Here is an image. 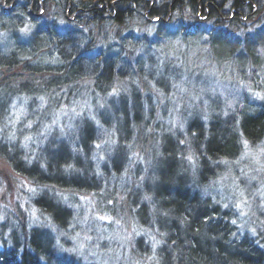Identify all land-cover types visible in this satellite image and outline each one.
Wrapping results in <instances>:
<instances>
[{
  "label": "rangeland",
  "instance_id": "374dc122",
  "mask_svg": "<svg viewBox=\"0 0 264 264\" xmlns=\"http://www.w3.org/2000/svg\"><path fill=\"white\" fill-rule=\"evenodd\" d=\"M3 9L10 14L17 11L14 4L6 2ZM46 16L42 20H56V26L63 30L70 26V19H75L54 6H48ZM19 19L20 26L11 28L12 23L0 15V28H4L0 33L9 34L0 37V52L9 60L3 64L7 69L16 64L12 73L19 77L12 86H0V154L22 166L38 165L40 169L42 158L53 152L60 162L72 155L74 163L63 169L64 175L79 174L80 159L84 172L87 168L96 175L101 187L99 192H87L39 185L15 175L0 155V250L13 230L20 232L24 219L30 231H51L62 254L79 264H137L131 253L134 243H141L144 255L146 251L150 254L149 260L138 264H159L161 247L167 251L162 240L167 235L159 228V221L172 224L170 215L155 200L170 189L165 177L173 172V145L177 143L179 174H187L189 182L196 185L201 204L208 201L225 213L224 225L228 224L230 231L226 241L239 246L247 236L264 251V137L253 144L240 131L244 116L264 105V45H258L250 56L238 40L264 30V13L248 22L246 29L239 27L238 32L225 25L228 44L216 36L213 42H207L208 37L194 43L167 39L159 47L153 44L146 55L140 43L138 52L133 51L137 59L129 57L128 62L130 68H145L143 74L128 73L123 80L95 92L93 82L80 80L61 90L42 88L47 79L51 87L64 81L59 73V68L63 70L59 47L46 44L36 52L30 41L36 27L25 17ZM91 31L98 37L105 28L94 26ZM119 32L124 38L133 32L134 40L148 37L155 41L154 24L146 25L139 18L122 30L109 28L112 38ZM12 34L26 42L30 57L9 56L7 52L17 49L13 47L18 44L17 35L10 38ZM50 51L54 58L47 54ZM122 71L129 72L126 68ZM84 73L85 78L94 76L90 67ZM73 77L72 72L67 80ZM24 81L29 83L26 87ZM134 121L143 127L142 143L137 140L139 131L133 128ZM201 126L208 133L215 127L209 140L229 129L237 144L236 155L211 163L213 173L202 185L198 184L201 159L194 148L208 156L202 154L204 147H199L193 139L195 134H191ZM84 139L86 146L81 143ZM120 149L123 157L119 160ZM115 158L121 162L116 171V166L112 167ZM104 167L109 171L107 177L102 173ZM45 195L71 211L66 226L55 227L50 211L41 206ZM161 197L170 203L164 195ZM221 234L214 238L217 246L225 242ZM234 249L244 253L238 247Z\"/></svg>",
  "mask_w": 264,
  "mask_h": 264
},
{
  "label": "trees",
  "instance_id": "16d2710c",
  "mask_svg": "<svg viewBox=\"0 0 264 264\" xmlns=\"http://www.w3.org/2000/svg\"><path fill=\"white\" fill-rule=\"evenodd\" d=\"M5 2L14 4L17 11L11 12V14L4 11L3 4ZM48 6L57 7L64 15L69 12L70 18L74 16V21L73 19L68 20L70 26L63 30L56 26V20H42L47 18ZM40 13H42L41 16ZM262 13H264V0H0L1 18L9 20L12 23L11 28L20 26L19 16L29 19L36 27L34 36L30 38V41L32 40L33 45L37 48L36 52L40 48L43 49L46 44L49 46L52 43L59 47L58 59L63 63V70L59 68V73L64 75V81L51 87V80L47 79L46 84H42V88H46V90L55 88L61 90L68 86L71 87L72 83L80 80L93 82L92 92H95L99 88L102 90L110 83L116 82L117 79L123 80L128 73L138 74L139 72L138 76L140 77L145 68H130L131 64L128 61L130 60L129 57L136 58L133 51H136L137 48L140 49L141 44L146 49V55L153 44L155 47H159L163 45L161 42L167 39H181L184 42L194 43L205 41V38L208 37L207 42H213L216 36L220 41H225L228 44L229 42L224 35L226 30L223 27L225 25L238 32L239 27L246 29L245 25L258 18ZM138 18L146 25L154 24L155 41H151L148 37H144L142 41L141 39L134 40L133 32H128L130 34L125 38L120 36L122 31L118 33L117 38L110 36L109 28L115 27L122 30L131 20ZM259 23L261 22L259 21ZM210 25L213 27H209ZM94 26L97 28L104 27L105 33L102 32L100 36L96 37L91 33ZM4 27L7 28L8 26ZM1 30L4 28L1 27ZM7 35L9 34L0 33V37L3 39ZM16 35L12 34L10 38H14ZM238 40L239 44L243 42L242 44L247 47L249 55L254 56V51L258 45H264V30L258 33H249L248 36ZM15 42L19 45L16 44L13 47L17 49L7 52L9 56L30 57L26 42H20L18 35ZM129 49L131 51L128 53ZM112 52L115 54L110 56ZM0 54V86L4 83H11L12 86L16 83V78H19L12 73V69L17 65L12 64L7 69V65L3 62L9 60L1 52ZM47 54L53 58L55 56L52 51L47 52ZM138 61L142 60L139 59ZM87 67L92 69L91 74L94 76L91 79L83 77ZM123 68L128 69L129 72H123ZM23 70L28 71L27 68ZM72 72L74 74L73 80L68 81L67 76ZM105 74L107 78H103ZM40 81L41 83L44 82L43 80ZM28 84L26 81L23 82L25 87ZM105 123L107 124V122ZM216 123L219 122L216 121ZM132 125H134V129L139 131L137 140L142 143L141 130L143 131V127L136 121ZM108 126L111 127V124ZM202 126L200 130L191 132V134H195L194 138L192 135L190 137L195 139L199 147H204L205 153L202 154L208 156L206 158L202 156V151L196 150L192 145L201 159L199 168L201 174L198 177L200 180L198 184L201 185L205 184L207 178L213 173L211 163L226 156L233 157L237 150L235 139L228 133L230 132L229 129L224 127L225 131H219L215 134L217 135L215 139L209 140L214 135L215 127H213L214 129L211 128L208 133L207 130L202 129ZM240 131L241 135H244L253 144H258L261 141L260 138L264 137V105L258 107L252 115L244 116ZM206 135L209 137H204ZM89 138L91 137L89 136ZM81 143L86 146L85 139ZM0 147H2L1 144ZM176 148L177 143L173 145V172L165 177L168 183L167 187L170 189L162 194L168 201L170 200V203L166 204L161 197L162 195H159L158 200H155V204L158 201L160 207L164 208L166 213L170 215L171 218L169 219L172 224L167 225V222L161 219L159 221V228L163 230L162 233L167 235V237L162 238L164 248H167V251H163V247H161L162 249L158 252L159 264H264V251L256 246L249 237H244V241L239 246L237 243L226 241L230 231L229 225H224L225 213H222L217 206L209 205L208 201L204 205L201 204L196 185L189 182L187 174H179ZM122 154L123 151L120 149L119 160L123 157ZM0 155L9 163L15 175L35 181L39 185L69 187L87 192L100 191V179L96 175H92L87 168L84 172L83 168L85 167L80 166V159L79 168L81 171L78 170L79 174L74 172L69 177L64 175L63 169H69L71 161L74 163V157H71L70 154V158L60 162L58 154L53 152L51 156L42 158L44 164L41 169L38 165L22 166L21 163L15 162L12 157L2 153ZM117 159H114L112 165L113 168L114 165L116 166L114 170H118L119 163L121 164V162L115 161ZM39 172L40 174H38ZM102 173L107 177L108 168L104 167ZM104 180L106 181V179ZM40 201L43 209L50 211L49 214L54 218L55 227H64L69 223L71 215L69 209L62 208L57 202L54 203V201L49 200L46 195ZM155 213L157 216V212ZM21 220L20 232L13 230L9 241L3 242V247L0 250V264H79L74 258H68L62 254L56 245L55 237L50 233L51 231L45 232L42 229L30 231L24 219ZM145 224L148 225V222ZM221 232L225 237V242L221 244L218 242L219 245L217 246L214 238L218 234L222 235ZM234 247H238L244 253L235 252ZM131 253L137 260V264L150 259L148 258L150 254L147 251L146 255L143 254L141 243L132 244Z\"/></svg>",
  "mask_w": 264,
  "mask_h": 264
}]
</instances>
